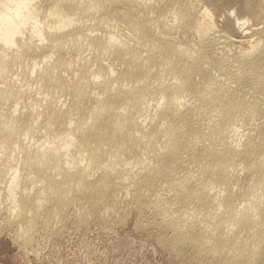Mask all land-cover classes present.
I'll return each mask as SVG.
<instances>
[{
  "label": "bare ground",
  "instance_id": "1",
  "mask_svg": "<svg viewBox=\"0 0 264 264\" xmlns=\"http://www.w3.org/2000/svg\"><path fill=\"white\" fill-rule=\"evenodd\" d=\"M121 190L178 254L264 264V0H0L5 225Z\"/></svg>",
  "mask_w": 264,
  "mask_h": 264
},
{
  "label": "rangeland",
  "instance_id": "2",
  "mask_svg": "<svg viewBox=\"0 0 264 264\" xmlns=\"http://www.w3.org/2000/svg\"><path fill=\"white\" fill-rule=\"evenodd\" d=\"M110 196L109 201L119 200L120 211L117 209L116 215H104L102 201H77L66 212L69 216L65 213L64 219L59 217L61 221L57 217L39 220L35 240L27 245L21 243L23 239L15 238V225H5L7 212L2 211L0 264H207L180 255L168 243L161 242L155 228L145 226L146 214L129 203L126 190Z\"/></svg>",
  "mask_w": 264,
  "mask_h": 264
}]
</instances>
